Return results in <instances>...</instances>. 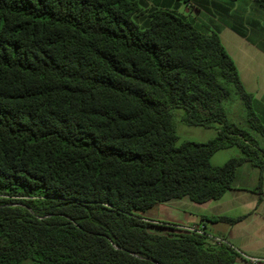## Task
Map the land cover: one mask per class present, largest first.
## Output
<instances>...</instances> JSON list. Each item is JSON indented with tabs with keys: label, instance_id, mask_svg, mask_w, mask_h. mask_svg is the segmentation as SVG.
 <instances>
[{
	"label": "trees",
	"instance_id": "trees-1",
	"mask_svg": "<svg viewBox=\"0 0 264 264\" xmlns=\"http://www.w3.org/2000/svg\"><path fill=\"white\" fill-rule=\"evenodd\" d=\"M193 1L244 34L236 0ZM211 28L176 4L0 0V264H253L142 215L218 199L244 161L264 169V117ZM176 120L215 134L180 139ZM231 146L241 154L211 163Z\"/></svg>",
	"mask_w": 264,
	"mask_h": 264
},
{
	"label": "crops",
	"instance_id": "crops-1",
	"mask_svg": "<svg viewBox=\"0 0 264 264\" xmlns=\"http://www.w3.org/2000/svg\"><path fill=\"white\" fill-rule=\"evenodd\" d=\"M240 1L241 3H249L250 6L255 8V12L257 11L254 15L257 18H262L260 22L256 19L254 20V25L249 29L250 38L247 37L246 33L241 34L231 28L220 16L217 15V18L223 22V25L229 26L235 33L248 39V41L264 52V10L254 0ZM195 4L197 3L193 1V7ZM233 8L230 10L231 17L240 21L239 18H243V14L241 15ZM200 11L206 10L202 9ZM216 26L220 25L216 24ZM238 151L237 155H240L239 148ZM259 180L260 189H257ZM186 199L188 198L182 197L167 202H160V208L167 205L178 206L180 208L182 204H188L191 207V211L183 209L177 216L170 219L166 217L165 220H172V224L178 226L202 225L204 231L211 237V240L212 238H220L242 254L264 257V169L260 170L249 161H244L236 168L231 187L218 199L197 203L196 206L192 204L194 202L189 203L187 202L189 200ZM165 216H168V214ZM217 216L240 217V219L234 223H227L217 220Z\"/></svg>",
	"mask_w": 264,
	"mask_h": 264
},
{
	"label": "rangeland",
	"instance_id": "rangeland-1",
	"mask_svg": "<svg viewBox=\"0 0 264 264\" xmlns=\"http://www.w3.org/2000/svg\"><path fill=\"white\" fill-rule=\"evenodd\" d=\"M141 7L145 10H150L157 5H169L170 8L176 4L181 12L190 14L194 19V22L204 26H211V29L217 31L220 35L221 41L227 51V53L232 57L237 65L241 80L243 81L245 88L252 92L255 98L254 107L261 117H264V52L258 47L252 44L248 39L241 37L235 33L229 26L223 25L217 17V13L211 14L210 12L200 11L193 7V1L188 0H138ZM171 1H174L171 3ZM171 5H170V3ZM233 9L236 12L243 14V18H239L238 25L243 33L247 34L250 38V30L252 20L262 21V18H257L254 13L255 8L250 6L249 3H241L240 0L234 1ZM262 8V7H261ZM264 10V9H263ZM141 16V15H140ZM142 23V21H139ZM219 24L220 26H216ZM264 26V25H263ZM250 36V37H249ZM228 115L231 120L238 123L241 126H245L243 107L240 101L232 96L227 104ZM176 132L180 139L186 138L196 141H204L211 138L215 134V129L213 127L204 128L199 125H188L178 120L175 121ZM260 145L264 146V138L259 134H255ZM239 153L237 147H231L219 150L213 154L210 161L212 164H221L227 158L231 156H236ZM186 198V197H184ZM189 200V199H186ZM167 202V201H166ZM192 203L193 201H187ZM160 202L153 204L151 208L146 210L142 215L145 218L154 219L153 222L165 221V223H173L172 220H165L166 217L172 218L177 216L182 212L183 209L190 210L188 204H182V207H174L173 205H167L160 208ZM196 206L197 203H192ZM168 214V216H165ZM23 264H31L28 260L23 262Z\"/></svg>",
	"mask_w": 264,
	"mask_h": 264
},
{
	"label": "built area",
	"instance_id": "built-area-1",
	"mask_svg": "<svg viewBox=\"0 0 264 264\" xmlns=\"http://www.w3.org/2000/svg\"><path fill=\"white\" fill-rule=\"evenodd\" d=\"M181 227L184 228V229H187L189 231H195L197 233H202L203 230H204L202 225H199V226H181ZM212 242L218 244V243L224 242V241L222 239H220V238H212ZM240 254L242 256V259L239 260V261L242 262V263L244 262L243 259H246V260L250 261L253 264L264 263V257L251 256V255H246V254H242V253H240Z\"/></svg>",
	"mask_w": 264,
	"mask_h": 264
}]
</instances>
